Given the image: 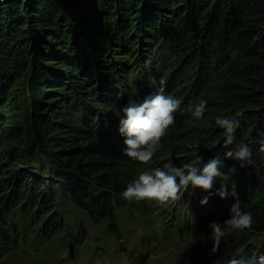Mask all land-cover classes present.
<instances>
[{
    "label": "trees",
    "instance_id": "trees-1",
    "mask_svg": "<svg viewBox=\"0 0 264 264\" xmlns=\"http://www.w3.org/2000/svg\"><path fill=\"white\" fill-rule=\"evenodd\" d=\"M160 79L182 103L144 165L123 155L121 109L154 94ZM201 99L208 103L196 119ZM217 116L240 119L227 149L224 136L212 144ZM2 123L0 264L102 262L107 250H129L140 231L144 248L184 243L188 264L264 254V0H6ZM241 144L250 162L230 167L223 154ZM197 156L200 167L221 158L226 178L211 192L227 184L235 197L213 194L201 206L208 193L197 188L191 210L170 219L155 212L156 201L121 196L142 172L170 161L192 165ZM237 201L252 227L227 235L212 253L208 225L228 219ZM89 221L101 223L98 235Z\"/></svg>",
    "mask_w": 264,
    "mask_h": 264
},
{
    "label": "clouds",
    "instance_id": "clouds-1",
    "mask_svg": "<svg viewBox=\"0 0 264 264\" xmlns=\"http://www.w3.org/2000/svg\"><path fill=\"white\" fill-rule=\"evenodd\" d=\"M150 63V62H149ZM156 85L154 94L146 96L140 103H131L121 109L122 116L119 120L118 132L123 137L126 146L122 152L133 162L148 165L160 148L161 138L167 133L169 126L175 123L174 113L180 110L182 100L172 95L165 94L166 81L160 79L153 81ZM208 101L201 99L195 105L192 116L201 119L204 116ZM215 124L223 130L224 139L222 147L229 148L236 137V130L240 127L238 117L215 118ZM252 151L247 144H241L236 150L225 151L224 159H233L241 167L250 162ZM202 157L196 158L193 165L177 167L169 162L164 169L144 171L137 178L132 180L121 193V196L128 201L153 200L161 205L179 201L183 198L185 191L192 192L200 189L207 192L200 200V205H207L211 195H217L221 199L228 196L235 197V186L229 189L227 184H221L215 193L211 192L214 183L220 178H226L221 171L223 162L216 156L204 163ZM166 169V170H165ZM231 174L235 169H229ZM252 214L241 209L239 201L233 203L229 210V218L223 223L212 221L208 227L211 229L210 239L212 241V253L220 247L221 240L227 235L236 231H243L252 227ZM229 264H264V254H254L253 257L237 254Z\"/></svg>",
    "mask_w": 264,
    "mask_h": 264
},
{
    "label": "rangeland",
    "instance_id": "rangeland-1",
    "mask_svg": "<svg viewBox=\"0 0 264 264\" xmlns=\"http://www.w3.org/2000/svg\"><path fill=\"white\" fill-rule=\"evenodd\" d=\"M8 112H10V111H7V113L2 112V115L5 117L8 114ZM5 122H7L6 118H4V120H3V123H5ZM3 123H2V125H3ZM21 124H22V127H24V124L23 123H21ZM2 125H0L1 130H3L2 128L5 126V125H3V126ZM9 127H12V126H9ZM4 133H6V131ZM223 136H224L223 130L222 129L218 130V132H216L215 137H213L214 141L212 142V144L217 143L218 141L222 140ZM193 164H195V163L193 162L192 165ZM234 165H239V163L237 161L233 160L231 162L230 167H232ZM197 166L200 167V165H197ZM187 193H186V195H187ZM190 210H191V208H190ZM171 214H172V212H171ZM90 223L93 226H95L94 228H92L93 235H97V232H98L97 228L102 230L101 223H98V222H90ZM176 253L177 252L174 251L171 247H167L165 250L157 249L155 251H152L151 253H149L146 256V263L145 264H173V261L176 257ZM253 255H254V253H251V257H253ZM65 256H66V254L62 255V258H65ZM103 257H104V259L102 262L93 261L92 264H119V262L121 261L119 256L116 255L113 250H107L106 253L103 255ZM131 262L134 263L135 260H131ZM127 263L128 262H125L123 264H127ZM59 264H62V263H59Z\"/></svg>",
    "mask_w": 264,
    "mask_h": 264
},
{
    "label": "water",
    "instance_id": "water-1",
    "mask_svg": "<svg viewBox=\"0 0 264 264\" xmlns=\"http://www.w3.org/2000/svg\"><path fill=\"white\" fill-rule=\"evenodd\" d=\"M6 0H0V5H2L3 3H5Z\"/></svg>",
    "mask_w": 264,
    "mask_h": 264
},
{
    "label": "bare ground",
    "instance_id": "bare-ground-1",
    "mask_svg": "<svg viewBox=\"0 0 264 264\" xmlns=\"http://www.w3.org/2000/svg\"><path fill=\"white\" fill-rule=\"evenodd\" d=\"M210 259V258H209Z\"/></svg>",
    "mask_w": 264,
    "mask_h": 264
}]
</instances>
